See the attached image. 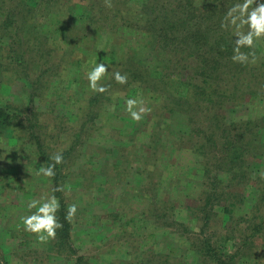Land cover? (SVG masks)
Returning <instances> with one entry per match:
<instances>
[{
	"label": "rangeland",
	"instance_id": "obj_1",
	"mask_svg": "<svg viewBox=\"0 0 264 264\" xmlns=\"http://www.w3.org/2000/svg\"><path fill=\"white\" fill-rule=\"evenodd\" d=\"M33 1L38 6L28 20H13L17 33L0 36V102L16 107L24 123L19 143L0 139V264H264V231L258 233L264 227V86L244 98L229 88L230 100L217 97L201 110L189 93L194 70L177 59L165 70L172 72L166 90L114 82V95L90 119L87 97L95 92L88 86L87 51H122V59L132 52L143 65H156L159 54L133 31L111 34L100 21L91 24L95 0H59L50 11L39 7L45 0ZM7 7L0 0V22L22 9ZM32 30L50 38L52 65L45 66L40 53L30 54L38 43L36 37L27 41ZM105 35L122 42V49L113 42L97 46L95 39ZM9 45L26 54L28 71L5 67ZM258 46L264 53V40ZM70 52L83 63L66 64ZM131 89L138 90L134 96ZM171 93L184 106L170 102ZM130 98L151 108L139 122L127 111ZM249 123L260 137L257 150L243 151L239 170L231 156L229 163L223 159L227 152L214 128ZM58 151L64 161L56 175L36 176L35 169L47 159L53 163L49 158ZM57 187L64 226L40 242L24 230L21 217L29 214V200ZM72 203L78 211L69 223L64 216ZM244 241L255 249L241 246Z\"/></svg>",
	"mask_w": 264,
	"mask_h": 264
},
{
	"label": "trees",
	"instance_id": "obj_2",
	"mask_svg": "<svg viewBox=\"0 0 264 264\" xmlns=\"http://www.w3.org/2000/svg\"><path fill=\"white\" fill-rule=\"evenodd\" d=\"M6 1L8 9L13 10L15 7L22 9L18 14L16 12L13 17L10 14L9 19L6 18L4 22H0L1 37L7 34L11 35L13 32L16 34L15 30L17 26H15L16 24L13 21L16 19L15 17L20 16L28 20L32 16L30 13L38 6V3H35L33 0ZM178 1L177 5L174 0H95L90 2V8L92 9L91 24L95 26L97 21H100L101 24L98 26H105L104 28L111 34H116L121 29H124L135 32L137 36L146 37L148 41H151L152 47L159 54V60L156 65H143L141 61L136 59L138 57L137 54L132 52H129V54H132L131 57L127 56L125 59H122L120 58L123 55L122 51L120 53L117 52V54L114 52L104 54L92 51L93 54L87 51L88 70L92 67L94 61L105 62L114 65L113 71L127 74L128 81L132 80L131 84H135L134 86L139 91L143 89L156 92L160 88L161 90H166V85L171 82L172 72L165 71L169 69L167 67L168 64L177 59L182 60V67L187 69L190 66L194 70V76L189 78L188 85L191 88L189 89V93L190 98L193 96L200 101L198 106L201 110L210 108L209 101H214L217 97L224 101L230 100L232 95H228L227 93L229 88L235 89L234 95L237 92V95L241 94L244 98L249 92L256 91L255 86L258 84L264 86L262 84L264 79L260 78H264V53L262 48L257 43L254 49L257 57L255 63L246 65L234 63L231 60L235 39L234 30L231 28L224 30L220 27L224 13L236 0H199V3H195V0ZM58 2L59 0H45V3L43 5L40 4L39 7H42L41 9H45L46 7V10H48L50 6V8L57 6ZM28 34L27 41H32L35 37L38 39V43L34 49H31L30 54L40 53L43 58L40 61L45 66L48 64L52 65L54 59L51 54L54 51L48 49L50 48V38L47 37L45 39L43 34L35 30L28 31ZM95 41H97V46L100 43L103 44L102 46L107 42L116 43L119 47L116 44H114V47L116 49L119 48V50L123 46L122 42H118V39L112 40L109 35H105V37L98 38L97 40L95 39ZM8 48V50H5V67L8 69L20 67L22 70L25 68L28 71L26 67L29 66L31 61L29 62V59L26 58V54L11 45ZM243 51L249 50L243 49ZM72 54L74 55V53ZM72 54L70 52V55L65 59L66 64L77 63L79 65L82 62V59L79 58L80 55L78 58L72 59ZM171 54L174 57H170ZM188 61L190 62L188 63ZM47 70V68L43 70L41 75L43 73L46 74ZM109 71H111V68H109ZM114 82H116L114 77L110 76L108 80L105 79L103 81L106 85H110L108 92H95L91 97H87V108L90 111V119L96 118V109L101 110L107 105L109 101L105 97L108 96L110 98L114 95L111 90L113 85L116 84ZM221 82H225L226 86L220 88ZM244 89H248V92H245ZM1 90L0 85V94L2 93ZM137 91L134 92L131 89L129 90V95L133 94L134 96V93ZM217 92H221L222 95H217ZM169 99L170 102L183 105L179 98L176 99L175 93H171ZM214 102L216 104V101ZM163 108L172 110L170 104H165ZM15 109L16 107H13L12 104H2L0 102V139L7 136L19 143L23 139L21 137L23 133L21 129L24 123L17 119ZM249 125H252V123L247 124V127H244V129L237 126L230 127V129L221 126L214 128V131L220 134L224 143V151L227 152V155L223 159L229 163V156H231L232 159L238 162L239 166L233 163L239 170H243V167H241L244 165L243 151H247L248 149L257 150L256 143L260 137L259 131L249 127ZM249 133L250 135H248ZM189 137L195 139L196 135L191 132ZM198 143L200 147V142ZM202 147L204 145L200 148ZM262 222L264 224V221ZM263 231L264 227L258 233ZM255 233L257 234V230ZM262 236V239H264V234ZM254 238L257 237L253 235L250 239ZM241 246H246L250 251L255 249L251 248L254 246L253 241H244ZM221 248L225 247L221 245ZM209 249H212V247L209 246ZM239 249L238 252L241 254L243 249Z\"/></svg>",
	"mask_w": 264,
	"mask_h": 264
},
{
	"label": "clouds",
	"instance_id": "obj_3",
	"mask_svg": "<svg viewBox=\"0 0 264 264\" xmlns=\"http://www.w3.org/2000/svg\"><path fill=\"white\" fill-rule=\"evenodd\" d=\"M220 27L224 30L233 29L234 42L231 60L234 63L246 65L255 63L257 60L254 49L259 41L264 40V0H236L224 13ZM248 49L249 51H243ZM111 68V71H109ZM114 65L105 62L94 61L87 71L88 86L93 92L106 93L110 85L103 81L109 76L121 85L128 82L127 74L113 71ZM127 111L132 120L137 122L144 119V114L151 112V108L144 106L142 99L130 98L126 101ZM49 159L53 163L46 162L35 169L36 176L52 178L56 175V166L64 161L62 151L54 153ZM56 191H62L57 187L51 194L33 198L28 201L29 214L21 217L24 230L34 234L40 242L55 238L57 230L63 228V223L58 218L61 210L60 198L55 195ZM78 211V205H67L64 219L69 223L73 221Z\"/></svg>",
	"mask_w": 264,
	"mask_h": 264
}]
</instances>
